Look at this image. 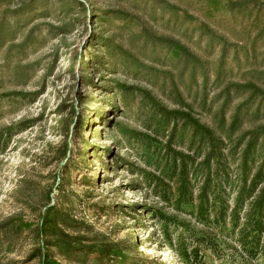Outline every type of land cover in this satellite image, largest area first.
<instances>
[{
  "label": "rangeland",
  "instance_id": "1",
  "mask_svg": "<svg viewBox=\"0 0 264 264\" xmlns=\"http://www.w3.org/2000/svg\"><path fill=\"white\" fill-rule=\"evenodd\" d=\"M231 82L264 87V0H0V264H264L176 201Z\"/></svg>",
  "mask_w": 264,
  "mask_h": 264
},
{
  "label": "trees",
  "instance_id": "2",
  "mask_svg": "<svg viewBox=\"0 0 264 264\" xmlns=\"http://www.w3.org/2000/svg\"><path fill=\"white\" fill-rule=\"evenodd\" d=\"M163 39L165 42L169 41L167 38ZM184 49L177 46V52ZM187 51L183 52L190 57L194 56ZM240 93L249 95L228 115L235 95ZM221 95L225 99L213 114L216 126L204 125L198 118H193L194 140L198 137L199 145L208 149L204 160L196 164L190 163V155L175 152L174 166L179 171L176 201L178 206L184 203L191 205L192 215L204 225L222 229L230 227L234 230L239 227L240 245L248 255L253 256L257 253L264 234V123L249 129H243V126L249 113L254 120L264 118V87L255 82H231L225 86ZM254 103L256 106L251 109ZM177 124L175 122V127ZM259 149L261 159L258 168L253 171V167L257 166ZM237 152H240L241 173L235 176V183V180L231 181V174L225 167L229 162V155ZM199 168L206 171L199 175ZM199 181L202 184L196 192L193 187ZM232 190L236 194L231 202Z\"/></svg>",
  "mask_w": 264,
  "mask_h": 264
}]
</instances>
